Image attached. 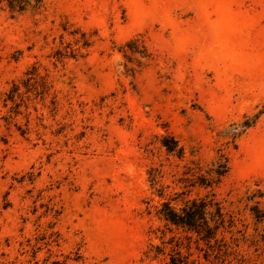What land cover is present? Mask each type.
I'll return each mask as SVG.
<instances>
[{"label":"rangeland","instance_id":"obj_1","mask_svg":"<svg viewBox=\"0 0 264 264\" xmlns=\"http://www.w3.org/2000/svg\"><path fill=\"white\" fill-rule=\"evenodd\" d=\"M256 184L264 0H0V264H214L163 204Z\"/></svg>","mask_w":264,"mask_h":264},{"label":"trees","instance_id":"obj_2","mask_svg":"<svg viewBox=\"0 0 264 264\" xmlns=\"http://www.w3.org/2000/svg\"><path fill=\"white\" fill-rule=\"evenodd\" d=\"M244 125L250 123L246 121ZM161 143L168 151L176 146L172 138L165 136ZM219 166L214 172L221 176L228 166L226 163ZM217 179H210L209 184ZM222 209L213 198L204 196L185 202L179 210L164 203L162 212L168 222L194 235L191 241L204 251L206 261L211 257L214 264H264V189L258 184L248 187L233 214ZM192 261L189 262L180 250L169 258V264H194Z\"/></svg>","mask_w":264,"mask_h":264}]
</instances>
